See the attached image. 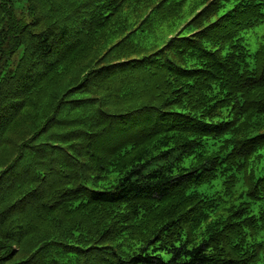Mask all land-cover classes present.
<instances>
[{"label":"trees","instance_id":"16d2710c","mask_svg":"<svg viewBox=\"0 0 264 264\" xmlns=\"http://www.w3.org/2000/svg\"><path fill=\"white\" fill-rule=\"evenodd\" d=\"M187 1L0 0V264H264V0Z\"/></svg>","mask_w":264,"mask_h":264},{"label":"rangeland","instance_id":"374dc122","mask_svg":"<svg viewBox=\"0 0 264 264\" xmlns=\"http://www.w3.org/2000/svg\"><path fill=\"white\" fill-rule=\"evenodd\" d=\"M199 0H188L184 6V12L185 18L182 19L181 25L185 22L186 18L190 17L194 12V8L192 7V4L197 2ZM233 1H226L225 5L221 8V12L226 10L227 8L231 7L233 5ZM202 5H200L198 8H200ZM189 30L188 27L184 28V32H187ZM243 35V40L245 43L249 46L251 50H255L257 46L264 40V20L258 24H256L253 27H249L241 32ZM155 36V33L147 34L145 37L142 38V42L148 43L150 40H152ZM259 209V205L255 204L253 206L254 212H257ZM259 239L264 240V230L259 234Z\"/></svg>","mask_w":264,"mask_h":264}]
</instances>
